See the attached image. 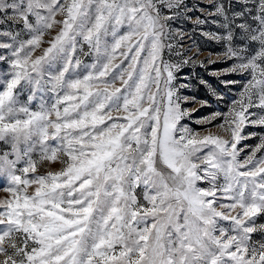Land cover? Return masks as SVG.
I'll use <instances>...</instances> for the list:
<instances>
[{
  "label": "snow or ice",
  "instance_id": "obj_1",
  "mask_svg": "<svg viewBox=\"0 0 264 264\" xmlns=\"http://www.w3.org/2000/svg\"><path fill=\"white\" fill-rule=\"evenodd\" d=\"M208 3L248 77L215 132L173 83L185 0H0V264H264V0Z\"/></svg>",
  "mask_w": 264,
  "mask_h": 264
},
{
  "label": "rangeland",
  "instance_id": "obj_2",
  "mask_svg": "<svg viewBox=\"0 0 264 264\" xmlns=\"http://www.w3.org/2000/svg\"><path fill=\"white\" fill-rule=\"evenodd\" d=\"M223 3L229 4L232 3L233 7L236 5V0H222ZM185 4L191 9L187 13V16L181 17L179 20L173 22V28H180L186 35L180 43L183 45L185 49H190L184 53V56H192L194 52H196L197 47L199 48V56L194 57L197 61H203V64L197 63H187L181 64L179 70L175 73L176 80L173 82L175 85L179 86L180 84H187L189 87L186 89H181V94L186 96H195L198 100H207L210 107H204L200 109L198 112L193 114L192 121H186L189 123L190 127H192L196 131L204 132L209 128L211 131H216L217 129L214 126L209 125H198L193 121L200 119L203 116L208 115L211 112L221 111L226 112L228 107L231 105L233 100L239 99V93L242 90L243 84L246 83L248 77L246 74L239 73H227L224 74V69L229 68L231 66L232 61L220 62L209 64L208 58L213 60L216 59V55L218 53H222L224 51V47L221 43L216 42L215 40L210 39L209 37L203 35L204 32H212V33H222L223 29L219 27L218 24H213L211 21L213 17L205 15L200 11V9L205 8L208 11H213L210 7L208 0H185ZM239 10V8H236ZM197 17L201 19H206L207 22L203 25H196L193 21L196 20ZM240 23V20L236 21ZM54 34V33H53ZM49 37H46L48 39ZM179 39V38H177ZM46 46V45H45ZM253 48L256 45H252ZM0 54H7L5 50L0 49ZM39 54V51L37 52ZM86 63H90L91 60L89 57H81ZM165 60H168L171 63H179L183 57H178L173 54L169 55L167 52L164 56ZM7 65L0 62V69H6ZM217 73H221L220 75H216ZM201 81H206L208 85H211L212 88L216 89L218 93L223 94V99L217 100L213 97L209 89L201 83ZM222 81H238L239 83L226 85L222 83ZM23 100L27 99V96L22 97ZM38 101H34L31 107L33 110H37ZM186 107H198L195 104L185 105ZM216 123H219L217 121ZM250 132H256L258 134L264 133V128L247 126L244 129L243 134L247 135ZM257 138H251L247 141H242L240 146L243 144H248L249 146H254L258 143ZM5 150H9L8 146L3 142H0V152ZM23 165H19L22 167ZM53 170H56L60 167L59 164H54L51 166ZM45 168H40L39 171L43 172ZM6 179L0 178V198L6 197V193L2 191L3 187L6 186ZM259 222H264L262 219Z\"/></svg>",
  "mask_w": 264,
  "mask_h": 264
}]
</instances>
